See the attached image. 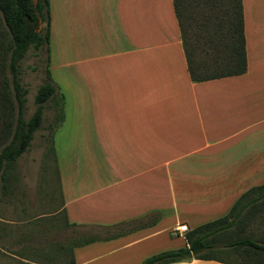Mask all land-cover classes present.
Masks as SVG:
<instances>
[{"label":"crops","instance_id":"obj_1","mask_svg":"<svg viewBox=\"0 0 264 264\" xmlns=\"http://www.w3.org/2000/svg\"><path fill=\"white\" fill-rule=\"evenodd\" d=\"M82 3L66 14L80 29V86L62 93L48 152L31 147L7 170L0 251L23 261L26 248L42 252L30 239L50 227L43 222L111 226L153 214L152 225L74 248L75 264H139L184 246L181 225L224 216L264 183V0H241L246 71L200 82L187 69L173 0ZM249 220L264 231L263 208ZM221 260L168 264H229Z\"/></svg>","mask_w":264,"mask_h":264},{"label":"trees","instance_id":"obj_2","mask_svg":"<svg viewBox=\"0 0 264 264\" xmlns=\"http://www.w3.org/2000/svg\"><path fill=\"white\" fill-rule=\"evenodd\" d=\"M173 5L192 81L240 75L246 71L241 0H173ZM39 19L45 22V26L37 30ZM49 40V0H0L1 192L6 188L8 168L30 147L34 132L42 126L47 102L52 103L54 112L48 128L54 130L63 121L64 95L51 82L48 55L45 69L47 80L37 88L34 112L27 120L23 119L27 89L21 84L20 61L29 47L37 53L45 50L48 54ZM260 208L264 209V183L244 192L224 216L187 231L184 246L154 253L140 264H168L192 259L219 260L220 257L216 255L218 252L240 255L239 263L220 258L229 264H264V238L257 241L249 236H239L254 212ZM158 219V216L150 214L147 219L111 226L76 224L66 219L67 227L76 233L71 241L70 264H75L74 248L116 238L152 225Z\"/></svg>","mask_w":264,"mask_h":264},{"label":"rangeland","instance_id":"obj_3","mask_svg":"<svg viewBox=\"0 0 264 264\" xmlns=\"http://www.w3.org/2000/svg\"><path fill=\"white\" fill-rule=\"evenodd\" d=\"M71 1H77L73 2V4L77 6L73 12L82 9V0ZM65 2L66 0H53V2H50L49 4V12L52 19V28L50 24L51 33L48 44V54H46L45 50L37 53L36 50H34L32 47H29L25 57L20 61L21 84L23 88L27 89V94L25 95V111L23 115L24 120H27L34 112L36 108L34 97L37 88L47 80L45 73V69L47 66V55L49 56L48 64L50 65L49 69L51 71V82L56 84L60 93H63L65 95L66 92V94L68 95V92H70L72 88L80 86V77H77L76 73L74 72V70H79V68H75L77 66L76 59H79V57H81L80 29L68 28V23L66 24V14H72L73 12H71L70 9L68 11V4L66 5ZM68 22L70 25L73 24L72 20L70 19ZM44 26L45 22H42L41 26H38L39 30ZM71 60H73L72 67L70 65ZM66 62L67 64H69V67L65 66ZM262 85H264V81H260V86ZM67 113L69 116V103L67 106ZM53 117L54 112L52 103L47 102L43 111L44 120L42 126L34 132L33 139L31 140L30 147L28 149H30L31 147L40 149L43 147L45 148V151L48 152L50 146V134L52 132V130L48 128V125L52 123ZM58 145L59 150L62 154V158H64L63 152L67 150L68 144H66L65 142H60V144ZM255 175L257 174H254V176ZM259 175L260 177H262L264 176V173ZM43 224H48L50 227H42L41 229H39L41 230L39 236H36L33 239L29 238L30 244L34 246V249H37L40 244V247L38 249H40L42 252L38 253L36 251H33L31 248H26L21 253L27 258L28 261H23L0 251V264H70V250L72 248L71 241L76 237V233L71 228L67 227L65 221H48L43 222ZM53 227H55V229ZM83 229L86 228H80V230ZM240 233H242V235H239L240 237L249 236L257 241H260L262 238H264V231H259L257 225H253L251 228L245 227V229ZM171 249L176 248L165 250ZM153 254L154 253L150 255ZM216 255H218V257L220 258L232 262H241L239 254L218 252ZM146 257H144V259Z\"/></svg>","mask_w":264,"mask_h":264},{"label":"built area","instance_id":"obj_4","mask_svg":"<svg viewBox=\"0 0 264 264\" xmlns=\"http://www.w3.org/2000/svg\"><path fill=\"white\" fill-rule=\"evenodd\" d=\"M179 231H188V227L186 225H181L179 228H178Z\"/></svg>","mask_w":264,"mask_h":264},{"label":"water","instance_id":"obj_5","mask_svg":"<svg viewBox=\"0 0 264 264\" xmlns=\"http://www.w3.org/2000/svg\"><path fill=\"white\" fill-rule=\"evenodd\" d=\"M41 24H42V21H41V19H39V27L41 26ZM38 30H39V28H38Z\"/></svg>","mask_w":264,"mask_h":264}]
</instances>
